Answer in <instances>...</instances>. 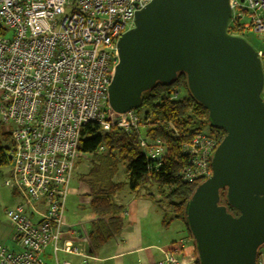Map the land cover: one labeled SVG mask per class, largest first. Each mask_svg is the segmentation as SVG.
I'll use <instances>...</instances> for the list:
<instances>
[{
  "label": "built area",
  "instance_id": "1",
  "mask_svg": "<svg viewBox=\"0 0 264 264\" xmlns=\"http://www.w3.org/2000/svg\"><path fill=\"white\" fill-rule=\"evenodd\" d=\"M152 0H0V117L10 125L9 176L4 185L19 201L5 210L14 247L0 244V264H46L50 247L78 254L61 243L69 182L79 159L81 130L88 124L108 132L144 130L136 110L108 117V87L118 63L117 42L133 28L136 11ZM226 33L245 40L247 31L264 41V0H229ZM262 71L264 54L258 53ZM179 91L172 93L177 98ZM260 97L264 102V89ZM111 110V109H110ZM217 140L196 133L182 148L184 181L205 180ZM147 158L160 160L159 140L140 137ZM77 234L76 230L71 231ZM61 243V245H60ZM169 264H182L171 254ZM257 264H264L263 255Z\"/></svg>",
  "mask_w": 264,
  "mask_h": 264
},
{
  "label": "water",
  "instance_id": "2",
  "mask_svg": "<svg viewBox=\"0 0 264 264\" xmlns=\"http://www.w3.org/2000/svg\"><path fill=\"white\" fill-rule=\"evenodd\" d=\"M230 15L229 0H152L119 38L108 87L109 108L125 114L182 73L224 132L185 208L198 264H257L264 247V76L251 45L226 33ZM222 190L237 216L220 204Z\"/></svg>",
  "mask_w": 264,
  "mask_h": 264
},
{
  "label": "trees",
  "instance_id": "3",
  "mask_svg": "<svg viewBox=\"0 0 264 264\" xmlns=\"http://www.w3.org/2000/svg\"><path fill=\"white\" fill-rule=\"evenodd\" d=\"M6 31L0 26V36ZM177 98H172L174 91ZM146 124L141 132H124L117 127L108 132L97 125L88 124L80 133L78 151L81 159L87 158L88 168L78 175L79 183L88 189L90 211L89 229L83 232L87 251L94 254L103 245L116 239L122 232L125 207L116 201L122 192L141 195L151 200L154 208L162 215V227L172 222L182 224L187 237L192 241V254L196 262L195 245L185 223V208L199 181H184L181 170L188 163V156L182 148L198 132H207L219 144L224 132L212 127L207 111L190 94L185 75L178 73L172 83L165 87L157 83L141 96L140 107ZM159 140L165 153L158 161L147 158L139 146L140 137ZM3 140L9 142L6 132ZM10 148L0 145V168L10 165ZM122 176V178H120ZM220 204L228 213L237 216L226 200L225 190L220 192ZM260 254V250L258 255Z\"/></svg>",
  "mask_w": 264,
  "mask_h": 264
},
{
  "label": "crops",
  "instance_id": "4",
  "mask_svg": "<svg viewBox=\"0 0 264 264\" xmlns=\"http://www.w3.org/2000/svg\"><path fill=\"white\" fill-rule=\"evenodd\" d=\"M81 186L77 193L79 196H85L88 205L89 198L86 196L88 189ZM18 201L13 189L5 185L0 187V244H5L10 249L14 247L13 229L5 216V210L17 205ZM117 202L125 207L121 234L94 254H90L79 228L76 229L65 221L61 243H68L71 247L78 248L79 253L69 254L59 251L56 255L58 264H169L168 254L174 256L179 263H195L192 241L187 237L182 224L172 222L168 227H162L161 220H157L158 211L151 200L140 194L127 192L118 197ZM73 229L77 231L76 235L71 232ZM59 254L62 255L61 258ZM43 259L46 264H55L50 247L43 252Z\"/></svg>",
  "mask_w": 264,
  "mask_h": 264
},
{
  "label": "rangeland",
  "instance_id": "5",
  "mask_svg": "<svg viewBox=\"0 0 264 264\" xmlns=\"http://www.w3.org/2000/svg\"><path fill=\"white\" fill-rule=\"evenodd\" d=\"M6 38L10 37V33H6L4 35ZM245 40L248 42L251 47L259 54H264V41L262 39V36L260 34L253 33L251 31H247L245 35ZM264 76V71H263ZM264 89V85H263ZM108 117L110 119L116 118V114L113 113L110 108L107 109ZM10 125L4 124L1 121L0 117V145L11 148L12 142L11 140L9 142H5L3 140V135L10 129ZM204 132H208V126L205 125L203 128ZM88 168L87 158L81 159V163L76 164L75 168L73 170L70 182H69V190L70 194L67 197L66 205H65V219L66 222L74 226L76 229L80 228L83 232H87L89 229V220H90V211L87 208V202L85 201V196L80 195L77 193L79 189L82 188L81 184L78 180V175L81 173H84L86 169ZM10 171V165H7L6 167L0 168V187L4 186V179L9 176ZM122 178V176H120ZM8 188V187H7ZM10 189V188H9ZM127 194V192H123L120 195H117V198L120 196H123ZM141 195V192H140ZM159 217H157V220H161L162 215L158 212ZM5 245V244H4ZM15 245V244H14ZM260 256L263 255L264 257V247L260 248ZM61 254H59V258H61Z\"/></svg>",
  "mask_w": 264,
  "mask_h": 264
},
{
  "label": "bare ground",
  "instance_id": "6",
  "mask_svg": "<svg viewBox=\"0 0 264 264\" xmlns=\"http://www.w3.org/2000/svg\"><path fill=\"white\" fill-rule=\"evenodd\" d=\"M159 161V160H158Z\"/></svg>",
  "mask_w": 264,
  "mask_h": 264
}]
</instances>
